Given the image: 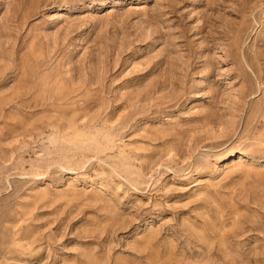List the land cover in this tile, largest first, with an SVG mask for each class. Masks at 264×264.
Instances as JSON below:
<instances>
[{
    "label": "rangeland",
    "instance_id": "374dc122",
    "mask_svg": "<svg viewBox=\"0 0 264 264\" xmlns=\"http://www.w3.org/2000/svg\"><path fill=\"white\" fill-rule=\"evenodd\" d=\"M0 264H264V0H0Z\"/></svg>",
    "mask_w": 264,
    "mask_h": 264
}]
</instances>
